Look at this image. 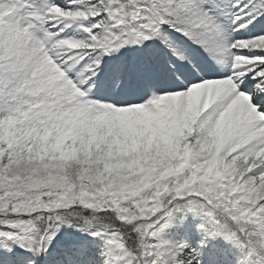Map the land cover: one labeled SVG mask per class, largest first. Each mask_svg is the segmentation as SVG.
Instances as JSON below:
<instances>
[{"label":"snow or ice","instance_id":"6c2138e0","mask_svg":"<svg viewBox=\"0 0 264 264\" xmlns=\"http://www.w3.org/2000/svg\"><path fill=\"white\" fill-rule=\"evenodd\" d=\"M0 264H264V0H0Z\"/></svg>","mask_w":264,"mask_h":264}]
</instances>
